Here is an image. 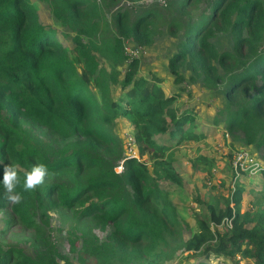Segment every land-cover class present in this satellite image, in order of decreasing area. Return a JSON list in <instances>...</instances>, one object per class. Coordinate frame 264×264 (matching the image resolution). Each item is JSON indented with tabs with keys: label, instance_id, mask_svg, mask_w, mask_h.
Instances as JSON below:
<instances>
[{
	"label": "trees",
	"instance_id": "trees-1",
	"mask_svg": "<svg viewBox=\"0 0 264 264\" xmlns=\"http://www.w3.org/2000/svg\"><path fill=\"white\" fill-rule=\"evenodd\" d=\"M41 1L71 32L74 58L39 23L30 0H0V171L6 164L18 165L16 193L22 197L19 204L8 203L0 184V209L8 208L34 232L32 254L0 247V264H73L51 235L50 211L56 207L77 208L79 217L91 218L105 233L102 238L92 231L69 233V250L80 264H167L177 256L194 259V264L236 256L264 264V170L258 173L262 185L251 207L242 211L244 188L235 184L224 208L209 204V221L197 219V231L188 238L169 191L159 184L163 178L177 181V175L171 148L157 143L156 136L202 135L184 132L192 115L177 113L175 94L166 95L154 80L137 78L139 59L128 57V40L144 47L162 34L161 12L115 10L109 22L106 14L117 0ZM189 4L171 0L183 13H189ZM208 11L194 21L182 24L173 18L166 24L171 36L183 29L168 68L175 83L184 81V68L189 80L220 90L225 106L218 114L225 129L240 134L264 161V1L211 0ZM221 33L230 34V51L219 52L210 41ZM113 86L124 90L119 100L111 95ZM117 118L133 124L142 144L140 156L148 154L151 170L143 160L125 155L113 131ZM21 119L50 130V141L24 129ZM67 138L73 140L58 143ZM121 159L123 170L117 173ZM37 163L47 166L51 180L24 191L23 174ZM197 164L210 171L214 163L198 155ZM150 202L158 209L150 208Z\"/></svg>",
	"mask_w": 264,
	"mask_h": 264
},
{
	"label": "rangeland",
	"instance_id": "rangeland-1",
	"mask_svg": "<svg viewBox=\"0 0 264 264\" xmlns=\"http://www.w3.org/2000/svg\"><path fill=\"white\" fill-rule=\"evenodd\" d=\"M30 1L37 10L39 23L54 32V37L68 49L70 57L74 58L71 32L60 25V22L50 12L46 2L41 0ZM210 1L190 0V4L187 5L190 8L189 13H183L180 9L171 5V0H117L113 12L106 14L109 22H112L115 10H127L138 14L146 9L157 8L162 14L158 25L162 30V34L155 36L151 45L138 46L133 41L128 40L126 48L129 58L137 57L139 59V69L136 77L144 78L148 82L154 80L166 95L175 94L177 99L173 106H175L177 113L189 111V114L192 115L189 122L183 126L184 132L196 136L202 134L200 138H184L183 135L169 137L170 135L166 133L157 135L155 138L157 143H165L171 148L169 152V155L172 156L170 162L176 172L177 181L163 178L159 181V184L169 191L177 214L184 224L183 233L185 238L190 237L197 231V219L204 218L209 221V204L217 208H224L232 190L231 184L234 180L232 162L235 153L238 150H249L254 155L256 153L259 159L262 155L253 146L243 144L239 137L240 134L232 136L225 129L224 117L218 114L223 111L225 106V100L220 90H207L199 80H189V73L184 68L180 69L185 77L184 81L179 84L175 83L174 77L168 68V60L178 48L177 45L181 39L183 29H178L177 36H171L167 31L166 24L174 19H178L184 24L189 20H197L202 14L207 15ZM206 20L207 18L203 15L202 21ZM210 41L215 44L219 52L232 49L230 34H218ZM261 50L264 52V44ZM100 61L103 65L102 59ZM125 67L122 69L125 70ZM152 77L161 78V80L158 82ZM90 90L100 99V92L94 85H90ZM111 95L114 99L119 100L124 96V90L120 86H113L111 87ZM21 125L24 129L31 130L45 142L53 136L52 132L46 127L31 124L25 119H21ZM113 131L121 139L124 153L143 160L151 170L152 160L148 157V154L145 153L140 156L142 144L138 141L133 124L124 118H117L113 125ZM71 140L73 138H67L59 140L58 143L64 144ZM198 155L213 161L214 164L210 167V171L209 166L203 164L193 166V162ZM248 175H241L235 181V184L241 185L245 192L242 200V211L251 207L255 192L262 185L260 174L256 176H253V174ZM50 180L51 176L48 175L44 183ZM148 206L158 209L153 202L148 203ZM50 216L53 241L60 252L70 257L73 264H80V262L77 260L76 254H72L69 250L68 235L70 232L75 233L76 236L87 231H92L101 238L105 235L104 231L96 227L91 218L79 217L77 208L56 207L50 211ZM211 226L213 227L212 224ZM222 227H225V225L218 228L221 229ZM10 246L21 248L26 254H32L34 232L19 223L8 208L0 209V247L6 250ZM182 260V257L177 256L175 260L167 264H180L178 261ZM208 261L211 264H252L251 260L238 256L218 259L209 257ZM193 262H195L194 259H184L182 263L194 264Z\"/></svg>",
	"mask_w": 264,
	"mask_h": 264
},
{
	"label": "clouds",
	"instance_id": "clouds-1",
	"mask_svg": "<svg viewBox=\"0 0 264 264\" xmlns=\"http://www.w3.org/2000/svg\"><path fill=\"white\" fill-rule=\"evenodd\" d=\"M49 175V170L44 163H37L32 166L30 171H25L22 187L24 191H34L39 185L43 184ZM0 184L5 190L6 199L10 204H19L22 201L20 194L16 193V188L20 185L18 165L6 164L0 171Z\"/></svg>",
	"mask_w": 264,
	"mask_h": 264
},
{
	"label": "built area",
	"instance_id": "built-area-1",
	"mask_svg": "<svg viewBox=\"0 0 264 264\" xmlns=\"http://www.w3.org/2000/svg\"><path fill=\"white\" fill-rule=\"evenodd\" d=\"M252 153L253 152H250L249 150H238L233 156L232 172H233L234 180L232 181L231 184L232 189H234L235 181L237 180V178L241 175H244V173H246L247 176H249L248 174H253L254 176L264 170V161L262 159H259L256 153L255 155ZM127 156H131V155H127ZM131 157H135V156H131ZM123 162L124 159H121L118 165L115 167V171L117 173L122 172Z\"/></svg>",
	"mask_w": 264,
	"mask_h": 264
}]
</instances>
